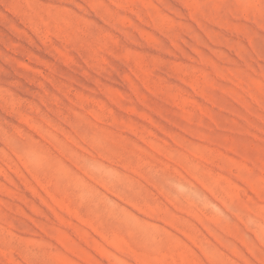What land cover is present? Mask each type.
<instances>
[{
	"label": "rangeland",
	"instance_id": "1",
	"mask_svg": "<svg viewBox=\"0 0 264 264\" xmlns=\"http://www.w3.org/2000/svg\"><path fill=\"white\" fill-rule=\"evenodd\" d=\"M0 264H264V0H0Z\"/></svg>",
	"mask_w": 264,
	"mask_h": 264
}]
</instances>
